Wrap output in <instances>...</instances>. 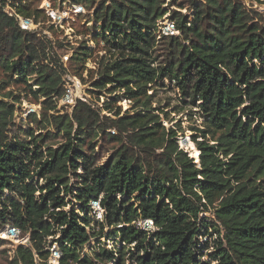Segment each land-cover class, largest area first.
<instances>
[{"label":"trees","instance_id":"trees-1","mask_svg":"<svg viewBox=\"0 0 264 264\" xmlns=\"http://www.w3.org/2000/svg\"><path fill=\"white\" fill-rule=\"evenodd\" d=\"M71 1L95 10L88 31L106 56L92 88L111 101H78L71 116H55L67 69L21 26L44 11L0 0V229L29 235L14 263L49 264L51 238L59 264H264V25L250 24L259 14L237 0ZM172 5L189 14L171 16L180 36L161 38ZM89 55L75 50L73 76ZM166 81L201 121L198 159L153 108L148 91ZM23 98L42 107L30 119L37 129L14 123ZM122 100L133 107L103 115ZM102 139L118 145L105 162ZM211 212L215 221L202 217Z\"/></svg>","mask_w":264,"mask_h":264},{"label":"rangeland","instance_id":"rangeland-1","mask_svg":"<svg viewBox=\"0 0 264 264\" xmlns=\"http://www.w3.org/2000/svg\"><path fill=\"white\" fill-rule=\"evenodd\" d=\"M237 1L246 6V8L252 12L253 17H256V14H259L257 17L258 19L250 24L256 26V28L264 25V3L255 0ZM27 5H30L33 10L38 9L44 11V13H40L32 21L21 20L22 28L31 33L37 34V36L51 50V57L54 55L55 57L62 59L64 67L67 69V72L63 77L65 84V97L58 103V114L52 111L48 112V114L55 116H71L78 101L87 102L96 109L98 107L104 109L106 103L111 101V96L106 93L97 94L92 88V82L96 78L95 72L98 63L103 56H106L104 44L100 43L98 45L93 43V36L88 31V27L92 26L91 20L93 19L95 12L94 8H90L85 4L75 5L71 0H68L67 2H65V0H31V4ZM167 10L168 14L158 21V35L161 38L163 35L180 36V32H177L176 30L173 33H168L167 28L171 23H174V21L171 20V16L175 15L174 13H181L182 15L188 16V10L186 8L180 10L179 6L176 5L169 6ZM6 11L12 14L9 6L6 8ZM163 42L164 43L158 48V58H160V60L165 54L168 45V41L163 40ZM83 46H86L90 50L89 59L86 62V69L75 77L72 75L74 65L69 63V59L72 57L75 50ZM76 72H78V70H76ZM1 77L2 75L0 72V79ZM150 86L151 85L148 87ZM15 89L16 88L14 87H10L6 89L5 92ZM150 89L152 88H149V90ZM148 95H153V108L158 109L161 113L166 112V115H162L164 125L167 126L168 129L175 128L180 132V147L187 151L191 157L197 159L199 152L195 149V144L193 143L192 138L194 136L199 137L198 132L195 129H201V121L194 114H191L192 117H190L189 112L182 111L184 105L181 102L179 91L176 89L175 85H171L166 81L164 82L163 87H158L157 91H148ZM132 107L133 102L122 100L118 104L112 106L110 110L104 111L103 115L116 119L115 115L117 113L123 114ZM16 109L14 123L17 128L28 129V127H30L31 129H37V125L31 123L30 119L34 118L32 115H36L38 119L42 117L43 110L40 105L30 102L29 99L23 98L22 103L17 104ZM179 124H181V126L178 127ZM100 145L98 152L99 156L102 157V162H105L112 154L113 149H116L118 146L115 143H109L103 139L100 141ZM73 203H75L74 200ZM72 207V205H69L65 210H71ZM75 208L76 211L79 212V205H75ZM93 210L95 219L102 221L104 218V211L102 209L99 210L94 206ZM56 211H58V209H56ZM202 217L212 219L213 221L216 220L212 212L204 214ZM142 227L153 228V224H149L148 226L143 224ZM10 230L11 228L0 229V264H15L14 257L17 248L21 245H29V235H24L19 230H15V233L10 234ZM105 233L108 234L109 229H105ZM216 237L217 236L214 234L213 238ZM47 241L48 249L51 251L49 264H59V257H61L58 250L59 246L54 245L51 238ZM101 241L102 243H107L109 249L114 247V243L105 238H102ZM204 260L207 259L205 258Z\"/></svg>","mask_w":264,"mask_h":264},{"label":"built area","instance_id":"built-area-1","mask_svg":"<svg viewBox=\"0 0 264 264\" xmlns=\"http://www.w3.org/2000/svg\"><path fill=\"white\" fill-rule=\"evenodd\" d=\"M176 29H175V25H174V23H171L170 25H169V27L167 28V32L168 33H173L174 31H175ZM167 34V33H166ZM169 35V34H168ZM198 156H199V153H198ZM198 156H197V159H198ZM93 206L95 207V208H98L99 210H101V207H100V203L99 202H97V203H93ZM15 230V229H14ZM11 234V233H10ZM59 257V256H58ZM59 259H60V257H59Z\"/></svg>","mask_w":264,"mask_h":264},{"label":"water","instance_id":"water-1","mask_svg":"<svg viewBox=\"0 0 264 264\" xmlns=\"http://www.w3.org/2000/svg\"><path fill=\"white\" fill-rule=\"evenodd\" d=\"M149 224H152V222H147V223H146V226H148ZM10 233H11V234L15 233V230H14V229H11V230H10Z\"/></svg>","mask_w":264,"mask_h":264}]
</instances>
